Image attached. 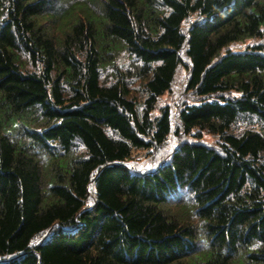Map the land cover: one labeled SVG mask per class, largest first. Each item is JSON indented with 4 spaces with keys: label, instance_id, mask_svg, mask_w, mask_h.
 <instances>
[{
    "label": "trees",
    "instance_id": "trees-1",
    "mask_svg": "<svg viewBox=\"0 0 264 264\" xmlns=\"http://www.w3.org/2000/svg\"><path fill=\"white\" fill-rule=\"evenodd\" d=\"M0 264H264V0H0Z\"/></svg>",
    "mask_w": 264,
    "mask_h": 264
},
{
    "label": "rangeland",
    "instance_id": "rangeland-1",
    "mask_svg": "<svg viewBox=\"0 0 264 264\" xmlns=\"http://www.w3.org/2000/svg\"><path fill=\"white\" fill-rule=\"evenodd\" d=\"M251 42L252 40L240 41V42L231 44L229 47L232 49H240V48L245 47L246 44L251 43ZM186 79H187V71L183 67H180L174 78L171 90L166 92L164 95H162L158 99L157 109L155 111L156 114H158L157 112L158 108H161L167 105L171 108L173 122L177 124V120L175 119V117H176L177 111L179 110V107L184 102H190L194 100V98H192L191 96V93L186 91V87H185ZM179 140L174 135H170L168 136L165 144L160 149L155 150V152L151 151L152 152L151 153V152L144 151V150H139V151L134 150L127 164L132 166L135 170L136 169H139V170L146 169L147 166L149 167L151 166L154 160L163 159L166 153H169L171 150H173L178 145ZM202 140L204 142L214 144L216 142V137L206 132H203Z\"/></svg>",
    "mask_w": 264,
    "mask_h": 264
}]
</instances>
